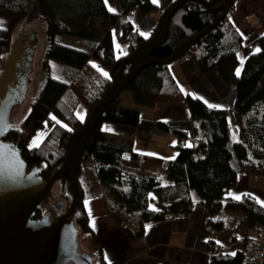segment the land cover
Instances as JSON below:
<instances>
[{
    "label": "trees",
    "instance_id": "trees-1",
    "mask_svg": "<svg viewBox=\"0 0 264 264\" xmlns=\"http://www.w3.org/2000/svg\"><path fill=\"white\" fill-rule=\"evenodd\" d=\"M115 1L118 11L108 9L104 0H0V16L8 19V24L0 27V63L12 44L16 25L21 22L22 26L26 16L25 24L38 20L43 27L45 47L40 60L41 84L23 119L19 123L13 122L4 136L21 149L27 168L40 167L43 178L62 164L70 135L81 128L89 111L109 89L112 83L109 71L116 59L132 52L155 31L153 28L149 36L141 37L133 33L131 23L121 22V37L129 41V48L125 55L116 56L111 28L118 17L135 12L140 19L155 13L157 7L151 0ZM204 1L210 7L195 0L182 2L168 21L166 39L151 52V57H167L180 43L213 21L220 11L214 12L211 8L222 0ZM230 8L211 30L187 49L185 55L202 73L216 68L223 80L235 79L238 90L234 105L227 110L207 106L180 88L168 64L144 66L123 90L129 91L132 101L141 106L151 107L163 100H182L190 115V143L185 142L184 131L171 128L165 121H155L157 129L177 136L178 141L173 145L176 155L172 159H163L134 152L131 140L102 129L103 122L138 124V111L118 106V94L93 127L88 147L76 169L80 198L72 220L82 235L90 237L93 233L83 203L86 196L96 194L88 191L92 185H98L102 193L110 197L116 211L127 216L138 214V228L145 222L161 220L167 214H187L195 193L207 209L206 223L214 231L223 228L224 219L219 213L225 210L238 212L239 222L249 229L264 232V207L251 196L237 200L227 194L239 173L264 176V36L261 50L245 59L239 76H236L242 37L229 20ZM31 32L33 42L24 44L23 41L30 47L34 46L36 35L34 30ZM62 36L74 38L85 49L62 44ZM91 59L97 65L92 64ZM50 60L61 62L62 78L50 75ZM129 67V63L116 64L115 76L125 75ZM79 103L85 108L83 120L76 116ZM48 116L55 117L57 122L46 130L38 146L30 147L28 140L44 126ZM226 118L237 128L238 145L230 141ZM87 169L91 171V178L84 182ZM57 182L62 197L70 203L69 175ZM154 200L166 203L167 210L153 208ZM212 243L209 241L206 247ZM94 258L96 264H106L100 248L94 252ZM241 260V250L232 254L218 252L210 256L209 264H240Z\"/></svg>",
    "mask_w": 264,
    "mask_h": 264
},
{
    "label": "crops",
    "instance_id": "crops-1",
    "mask_svg": "<svg viewBox=\"0 0 264 264\" xmlns=\"http://www.w3.org/2000/svg\"><path fill=\"white\" fill-rule=\"evenodd\" d=\"M172 1L153 2L157 11L140 19L135 12L120 15L111 28L116 56L125 55L129 48V41L121 37V22L128 21L132 24L134 34L147 37L155 28L161 12ZM111 10L118 11V5L113 6ZM229 20L242 37L235 68V75L239 76L237 69L240 74L245 59L262 48L264 0H235L229 11ZM63 39H73L71 37L62 36L60 42L74 48L85 49L74 42L75 40ZM168 67L180 88L196 96L205 105L224 110L234 105L237 99V83L235 79L223 80L216 68L202 73L187 55L172 62ZM163 102L166 101H158L151 107L141 105L131 107L139 114L138 124L134 126L137 133L135 130L133 132L108 130L107 133L131 140L132 150L136 153L172 159L176 155L173 145L178 138L173 133H164L157 129L155 121H165L171 128L184 131L187 138L185 142L189 144L192 137L190 115L188 109L181 106V102L178 105L183 110L182 117L174 107L177 102ZM163 111H166V117L160 116ZM226 122L229 125L230 141L238 145L237 128L231 125L228 119ZM44 134L41 137L37 136V144ZM91 188L96 189L93 191L96 194L86 196L83 202L93 232L89 238L97 241V245L91 251L96 252L100 248L106 264H209L210 256L205 250L209 241L217 245V253L232 254L236 250H241L240 264H264V232L257 233L241 224L240 215L236 211H220L219 216L224 219L223 228L208 232L206 230L208 211L195 196L192 197L193 204L187 214L182 216L167 214L161 220L143 223L141 228H126L119 225L120 217L110 197L103 194L98 185H92ZM227 194L232 199H235L234 196L241 198L251 196L256 202L258 200L264 202V176L239 173ZM257 203L264 207V203ZM152 207L161 210L168 208L166 203L157 200L152 202ZM258 253H262V257L256 262Z\"/></svg>",
    "mask_w": 264,
    "mask_h": 264
},
{
    "label": "water",
    "instance_id": "water-1",
    "mask_svg": "<svg viewBox=\"0 0 264 264\" xmlns=\"http://www.w3.org/2000/svg\"><path fill=\"white\" fill-rule=\"evenodd\" d=\"M184 1L170 2L161 12L151 36L129 54L116 59L109 71L112 77L109 89L89 111L81 128L70 135L62 164L47 178L42 177L39 166L27 168L21 149L13 141L4 138L13 126L9 119L10 111L21 100L28 86L29 54L33 46L23 44L26 16L0 63V264H91V258L86 253L76 250L79 231L72 215L80 198L76 169L88 147L93 127L109 103L144 66L167 65L183 57L200 36L224 17L235 0H222L211 8V11L220 13L210 24L180 43L170 55L161 59L151 57V52L167 37L171 15ZM195 1L210 7L204 0ZM118 63H129L130 67L125 75L116 77L114 66ZM66 174L72 187L67 209L58 213L54 221L48 215L34 218L54 183Z\"/></svg>",
    "mask_w": 264,
    "mask_h": 264
},
{
    "label": "rangeland",
    "instance_id": "rangeland-1",
    "mask_svg": "<svg viewBox=\"0 0 264 264\" xmlns=\"http://www.w3.org/2000/svg\"><path fill=\"white\" fill-rule=\"evenodd\" d=\"M106 6L108 9H111L113 6L117 7V3L115 0H105ZM27 20V19H26ZM25 20V21H26ZM8 24V19L6 17H2L0 16V27H5ZM25 24V23H24ZM21 26V22L19 24L16 25L13 34H12V42L13 40L16 38L17 36V32L19 30ZM26 27V33L24 36V44H28L33 42V36H32V32L31 29L35 31V38H34V46H33V50L30 52L29 54V64H30V71H29V79H28V86L27 89L25 91V93L23 94L21 100L18 102L17 105H15L11 111H10V115H9V119L11 122H15V123H19L23 117L25 116L28 108H29V103L31 98L34 96L35 92L37 91L38 87L41 84L42 81V75H41V70H40V60L44 51V47H45V39H44V35H43V27H42V23L41 21L38 20H32L29 23L25 24ZM64 41L66 40H75L73 39H63ZM76 42V41H74ZM90 62L94 65H97L96 61L91 59ZM174 62V61H173ZM169 64H172V62H170ZM168 64V65H169ZM173 67V65H171ZM61 68H62V64L59 61L56 60H50V75L54 78H62V74H61ZM104 70V69H103ZM166 102H177L175 103L176 105L174 107L177 108L178 110V115L180 117L183 116V110L182 108L178 105L180 104L179 102H181V106L186 108L187 107L185 105V103L182 100H165ZM119 104L120 106L125 105V107H133L136 106L137 104H135L132 101V97H131V93L127 90H122L119 93ZM163 102V103H166ZM162 103V104H163ZM85 115V108L84 106L79 103L77 108H76V116L80 119V115ZM160 116L162 117H166V111H163ZM53 116H48L45 121H44V126L40 129H38L35 134L28 140V145L30 146L33 143V140L37 138L38 134H40L39 137H41L43 135V133H45V131L54 123L57 122L56 119H52ZM102 129L105 131H112V132H129V131H134L137 133L136 127L134 126H128V125H122V124H116V123H110V122H103L102 123ZM38 140V138L36 139ZM87 172V176H84V182H86V179L88 180L89 178H91V171L89 169L86 170ZM96 189L92 188V189H88L89 192L91 191H95ZM49 195L51 198V201L53 202H61L60 200H62L64 202V208L67 209L66 207H68L69 203H67L66 200H64V198L61 195V189H60V185L58 182L54 183V185L52 186V188L49 191ZM197 196L195 193H193V197ZM120 212L117 211V214L120 216L119 214ZM76 243H77V247L80 250H86V251H91V249L97 245V241H94L93 238H89L86 237L84 235L81 234V232H78L77 237H76Z\"/></svg>",
    "mask_w": 264,
    "mask_h": 264
},
{
    "label": "flooded vegetation",
    "instance_id": "flooded-vegetation-1",
    "mask_svg": "<svg viewBox=\"0 0 264 264\" xmlns=\"http://www.w3.org/2000/svg\"><path fill=\"white\" fill-rule=\"evenodd\" d=\"M65 210L66 209L64 208L63 204H58L57 201L56 202L51 201L50 195L48 193L41 207L38 210H36L34 214V218L41 217L42 215H48L51 221H54L57 218L58 213L64 212ZM76 250L77 252L86 253L91 258V264H96V260L94 258V251L80 250L78 249L77 246H76ZM67 264H73V263L68 262Z\"/></svg>",
    "mask_w": 264,
    "mask_h": 264
},
{
    "label": "built area",
    "instance_id": "built-area-1",
    "mask_svg": "<svg viewBox=\"0 0 264 264\" xmlns=\"http://www.w3.org/2000/svg\"><path fill=\"white\" fill-rule=\"evenodd\" d=\"M263 46H264V41H263ZM120 222H119V225L121 227H126V228H134V229H138V226H139V223H140V216L136 213L130 215V216H127L126 214H124L122 211H120ZM179 215H184L183 213H177ZM206 230L208 232H213L214 229L213 227L210 225V224H206ZM206 250V253L211 256L213 254H216L217 253V245L216 244H211V246L209 247H206L205 248ZM262 257V253H258L257 254V257L255 259V261L257 262L259 258Z\"/></svg>",
    "mask_w": 264,
    "mask_h": 264
},
{
    "label": "snow or ice",
    "instance_id": "snow-or-ice-1",
    "mask_svg": "<svg viewBox=\"0 0 264 264\" xmlns=\"http://www.w3.org/2000/svg\"><path fill=\"white\" fill-rule=\"evenodd\" d=\"M153 2L156 3L157 0H153ZM110 10H111V9H110ZM257 51H259V49H257ZM104 75H107V73H104ZM237 75H239V69H237ZM209 106L212 107V105H209ZM80 118L83 119V115H82V114L80 115ZM52 119H55V117H52ZM5 130H6V127H5ZM39 135H40V134H38V136H39ZM35 146H38L36 139L33 140V143L30 145V147H35ZM229 195H232V194L229 193ZM234 198L237 199V200L241 199L240 196H234ZM257 202H259V203H264V202L259 201V200H258ZM85 203L87 204V201H86Z\"/></svg>",
    "mask_w": 264,
    "mask_h": 264
}]
</instances>
